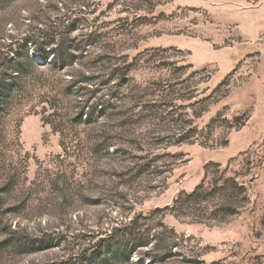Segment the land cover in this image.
<instances>
[{
  "label": "rangeland",
  "instance_id": "1",
  "mask_svg": "<svg viewBox=\"0 0 264 264\" xmlns=\"http://www.w3.org/2000/svg\"><path fill=\"white\" fill-rule=\"evenodd\" d=\"M0 264H264V0H0Z\"/></svg>",
  "mask_w": 264,
  "mask_h": 264
},
{
  "label": "trees",
  "instance_id": "2",
  "mask_svg": "<svg viewBox=\"0 0 264 264\" xmlns=\"http://www.w3.org/2000/svg\"><path fill=\"white\" fill-rule=\"evenodd\" d=\"M38 53H39V55H40V56H39L40 59L42 58L41 60H44V62H47V60H48V54H47V53H44V52H41V51H40V52L38 51ZM54 57H55V56H53V57H51V58L49 59V63L52 62V61L54 60ZM61 59H62V58H61ZM27 62H28V64L34 65V62H35V61H34V60H32V61H31V60H27ZM60 63H63V60H60ZM18 74H20V72H19ZM196 193H197V192H194V193H192L191 195H189L188 197H189V198H193L194 196H196Z\"/></svg>",
  "mask_w": 264,
  "mask_h": 264
},
{
  "label": "bare ground",
  "instance_id": "3",
  "mask_svg": "<svg viewBox=\"0 0 264 264\" xmlns=\"http://www.w3.org/2000/svg\"><path fill=\"white\" fill-rule=\"evenodd\" d=\"M35 58H37L38 60H41L40 57L38 55H33Z\"/></svg>",
  "mask_w": 264,
  "mask_h": 264
}]
</instances>
